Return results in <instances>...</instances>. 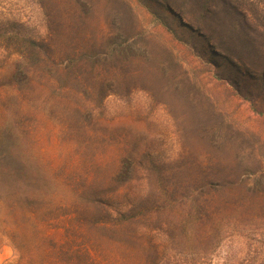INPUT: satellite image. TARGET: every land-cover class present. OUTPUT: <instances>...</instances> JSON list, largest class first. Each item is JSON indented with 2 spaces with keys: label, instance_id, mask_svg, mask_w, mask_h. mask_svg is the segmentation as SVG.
Segmentation results:
<instances>
[{
  "label": "rangeland",
  "instance_id": "obj_1",
  "mask_svg": "<svg viewBox=\"0 0 264 264\" xmlns=\"http://www.w3.org/2000/svg\"><path fill=\"white\" fill-rule=\"evenodd\" d=\"M29 40L59 50L74 42L86 70L119 73L114 93L92 97L93 116L44 111L40 159L73 184L88 175L112 181L109 189L129 182L115 208L161 204L152 205L154 251L146 239L131 248L123 233L81 223L73 195V213L41 227L46 253L27 233L28 259L264 264V0H0L4 94V68ZM9 128L2 117L4 147ZM7 230L0 220V264L18 258Z\"/></svg>",
  "mask_w": 264,
  "mask_h": 264
},
{
  "label": "trees",
  "instance_id": "obj_2",
  "mask_svg": "<svg viewBox=\"0 0 264 264\" xmlns=\"http://www.w3.org/2000/svg\"><path fill=\"white\" fill-rule=\"evenodd\" d=\"M29 42L31 47L12 54L14 60L4 68L10 78L7 84L10 91L5 94L0 91V126L4 117L11 126L8 136L13 140L8 147L2 146L6 132H0V220L7 227L18 254L15 261L5 264H48L47 260L28 259L27 233L30 231L32 239H37V251L46 253L41 227L45 219H52L63 209L71 207L73 213V195L82 202L79 207L77 204L81 223H87L95 231L123 233L127 238L123 242L133 244L127 246L131 248L142 245L146 239L148 246L156 251L152 224L158 216L154 212L156 205L161 204L158 200L139 206L127 202L118 206L122 208H115L114 200L129 182H115L116 187L109 189L112 181L88 175L89 178L73 184L55 175V164L40 159L43 149L38 124L44 111L56 118L73 113L93 116L92 97L99 101L114 93L119 73L114 68L107 72L100 68L86 70L88 55L77 49L74 42L73 49L68 50H59L54 42L45 45ZM102 73H107L108 82ZM8 98L11 102L3 103ZM76 127L60 128L73 132ZM93 158L94 167H98L96 154ZM153 203L156 205L152 206Z\"/></svg>",
  "mask_w": 264,
  "mask_h": 264
}]
</instances>
